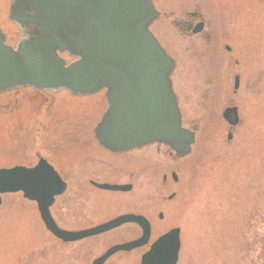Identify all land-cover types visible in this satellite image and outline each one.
Listing matches in <instances>:
<instances>
[{"label": "rangeland", "instance_id": "obj_1", "mask_svg": "<svg viewBox=\"0 0 264 264\" xmlns=\"http://www.w3.org/2000/svg\"><path fill=\"white\" fill-rule=\"evenodd\" d=\"M155 3L162 14L150 29L176 61L171 78L183 124L196 131L192 152L176 158L155 143L110 154L94 135L108 106L105 91L74 96L26 87L0 93V168L31 167L47 158L67 182L51 207L61 228L141 214L152 224V240L180 229L177 264H264V0ZM10 5L0 0V26L16 46L24 36L9 18ZM186 11L201 14V34L177 23ZM229 106L238 108L233 127L223 117ZM91 180L132 189L100 190ZM2 199L0 264H91L109 246L140 234L137 226L125 225L63 243L23 193ZM145 250L120 252L107 264H139Z\"/></svg>", "mask_w": 264, "mask_h": 264}, {"label": "water", "instance_id": "obj_2", "mask_svg": "<svg viewBox=\"0 0 264 264\" xmlns=\"http://www.w3.org/2000/svg\"><path fill=\"white\" fill-rule=\"evenodd\" d=\"M159 17L154 0H11L9 18L24 38L12 46L0 26V93L26 87L65 89L72 95L105 90L108 107L94 128L104 149L118 154L158 143L169 147L176 158L186 157L196 142V131L183 124L171 78L176 61L150 29ZM238 84L236 76V88ZM223 117L236 125L238 108L227 107ZM173 178L177 179L175 173ZM94 184L113 191L132 188ZM66 188L45 159L35 167L0 169V204L2 194L22 192L38 204L46 227L63 241L98 235L124 223L141 226L139 239L111 247L94 264L149 242V220L133 213L80 231L60 228L50 208ZM180 248V229L173 228L152 243L141 264H177Z\"/></svg>", "mask_w": 264, "mask_h": 264}, {"label": "flooded vegetation", "instance_id": "obj_3", "mask_svg": "<svg viewBox=\"0 0 264 264\" xmlns=\"http://www.w3.org/2000/svg\"><path fill=\"white\" fill-rule=\"evenodd\" d=\"M155 1V0H154ZM156 4V3H155ZM157 6V5H156ZM159 10V9H158ZM161 14H162V12H160V17H161ZM197 18H199V21H197V22H195V19H197ZM177 23H179V24H182L181 25V27L183 28V30L184 31H187L188 33H192V34H201L203 31H204V28H205V21L203 20V18H202V16H201V14L200 13H198V12H185V13H183V18H182V20L181 21H179V22H177ZM198 29V30H197ZM197 30V31H196ZM104 149V148H103ZM105 150V149H104ZM106 151V150H105ZM108 152V151H107ZM108 153H110V152H108ZM110 154H112V153H110ZM43 158V157H42ZM42 158H40V159H42ZM40 159L38 160V162L40 161ZM44 159H46L58 172H59V174L62 176V174H61V172L47 159V158H44ZM38 162H37V164H38ZM37 164H35L34 166H36ZM29 167V166H28ZM31 167H33V166H31ZM63 177V176H62ZM64 178V177H63ZM164 180H166V176L164 177ZM90 183L94 186V187H96L97 189H99L95 184H94V181L93 180H91L90 181ZM67 191V190H66ZM124 214V213H123ZM121 215V214H120ZM118 216V215H117ZM116 217V216H115ZM115 217H113V218H115ZM113 218H111V219H113ZM111 219H109V220H111ZM109 220H107V221H109ZM106 222V221H105ZM101 223H103V222H101ZM101 223H98V224H94V225H91V226H89V227H86V228H82V229H76V230H73V231H78V230H83V229H87V228H91V227H94V226H97V225H99V224H101ZM125 225H134V226H137L138 228H139V230H140V234L136 237V238H134V239H137V238H139L140 236H142V233H143V230H142V228L138 225V224H136V223H125V224H123V225H121V226H119V227H117L116 229H118V228H120V227H123V226H125ZM152 226V225H151ZM116 229H113V230H110V231H108V232H106V233H103V234H107V233H110V232H112V231H114V230H116ZM69 230V229H68ZM153 230V229H152ZM52 234V233H51ZM103 234H99V235H95V236H91V237H86V238H83V239H80V240H77V241H68V242H64V241H62L61 239H59L58 237H56L55 235H53L57 240H59V241H61V242H63V243H74V242H78V241H82V240H86V239H92V238H96V237H99V236H101V235H103ZM161 235V234H160ZM159 237V236H158ZM134 239H131V240H134ZM128 241H130V240H127V241H124V242H128ZM154 241V239L152 240V231H151V238H150V241L146 244V245H144V246H142V247H139V248H136V249H141V248H144V247H146V250L143 252V253H145L149 248H150V246H151V243ZM124 242H121V243H124ZM120 244V243H119ZM113 245H115V244H113ZM113 245H111V246H109L108 248H106L105 249V251L102 253V254H100V255H97L96 257H94L92 260H91V264H94L95 263V261L99 258V257H101L102 255H104L105 254V252L110 248V247H112ZM135 249H132V250H130V251H118V252H116V253H114L113 255H111L110 257H108L105 261H104V263L103 264H107L108 263V261L109 260H111L113 257H115L116 255H118L120 252H127V253H130V252H132V251H134ZM143 253L141 254V257H142V255H143ZM141 257H140V262H139V264H141Z\"/></svg>", "mask_w": 264, "mask_h": 264}]
</instances>
